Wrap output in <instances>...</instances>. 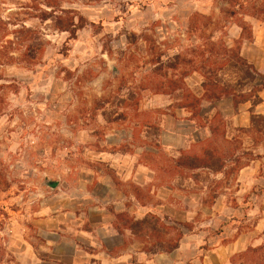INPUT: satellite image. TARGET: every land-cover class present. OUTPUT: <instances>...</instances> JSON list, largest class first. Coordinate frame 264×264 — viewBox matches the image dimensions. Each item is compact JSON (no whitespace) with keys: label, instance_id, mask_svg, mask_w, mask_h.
I'll list each match as a JSON object with an SVG mask.
<instances>
[{"label":"rangeland","instance_id":"rangeland-1","mask_svg":"<svg viewBox=\"0 0 264 264\" xmlns=\"http://www.w3.org/2000/svg\"><path fill=\"white\" fill-rule=\"evenodd\" d=\"M37 1L46 11L44 2H52L94 25L69 40L70 35L57 31L51 20L25 19L26 26L42 33L46 41L41 64L4 68L8 80L4 85H16L18 93L9 90L8 102H0V264H65L63 259L80 250L92 253L78 241L76 231L95 233L94 224L103 223L100 211H114L105 201L108 187L104 185L135 199L138 185L122 181L121 172L105 159L116 154L120 164L145 167L152 174L138 175L139 182H147L138 186L139 202H126L129 212L111 222L116 233H124L120 237L125 244L112 256L129 250L132 264H143L138 262L139 253L166 258L167 254L142 250L166 246L175 238V230H181L180 248L173 257L167 256L165 264H264V118L255 119L247 129H234L227 128L225 119L209 115L217 128L213 143L222 154L214 165L217 169L223 164L226 176L206 171L175 173L171 160L180 155L172 145L162 144V137L165 144H172V131L164 135V125L168 130L179 126L178 134L188 145L202 138L200 129L209 121L201 109L193 116L198 107H182L193 104L182 101V92L165 95L158 90L182 82L202 97L200 74L182 78L192 66L168 71L167 64L175 66L172 57L199 44L200 35L189 22L192 15L213 16L223 25L216 3ZM30 3L0 0V16L7 19ZM157 58L162 65L152 64ZM240 76L225 69L217 78L235 84ZM191 149L185 152L197 153L200 145ZM246 166L254 171L242 183L248 177L240 169ZM130 227L137 235L131 234ZM70 241L77 251L72 252ZM116 241L115 237L106 243L112 247ZM260 246L263 250L257 254L237 256L246 247Z\"/></svg>","mask_w":264,"mask_h":264},{"label":"trees","instance_id":"trees-1","mask_svg":"<svg viewBox=\"0 0 264 264\" xmlns=\"http://www.w3.org/2000/svg\"><path fill=\"white\" fill-rule=\"evenodd\" d=\"M30 1V4L22 7V12L20 13L7 17V19H3L0 16V102H8L7 92L9 90L12 93H18L16 85H4V82L8 81L4 78V68L8 66L33 68L41 64L42 56L45 52L46 41L43 34L27 27L25 22L28 20L25 19H37L41 22L51 20L57 31L70 35L69 40L75 39L78 32L87 26L94 25L90 24L87 19L73 10H62L60 5L44 2V6L49 9V11H46L42 9V4L37 0ZM213 1L217 5L223 25L219 20L214 19L213 16L192 15L189 22L190 26L194 27L200 35L198 37L199 44L192 51L186 49L172 57V61L177 62L175 66L167 64L168 71H175L179 65L192 66L194 69L191 72L183 73L182 78L184 80L190 73L200 74L204 79L202 97L195 96L182 82L179 87L168 83L167 88L158 90V93L165 95H171L176 91L182 92V101L193 102L191 105L182 106L183 108L193 110V107H198L196 113L193 112L194 117L199 115L201 102L203 101L218 102L231 98L235 106L246 102H252V106L258 105L261 103L258 93L264 89V72L258 71L253 64L241 55L242 43L244 41H252V26L246 21V18L255 19L264 24V0ZM22 16L27 18H22ZM231 25H236L241 29L240 39L235 41L232 46L228 45L226 41V37L228 36L226 30ZM217 34L220 36L216 38ZM152 64L154 66L158 64L162 65L161 59L157 58L155 61L153 60ZM225 69H232L241 75L235 84L218 80V74ZM258 80H261L259 85L257 84ZM247 86H250V88L244 90ZM2 114L3 110L0 107V116ZM262 117L255 115L251 111L250 123L254 125V120ZM213 119H221L220 114L217 113ZM214 124L215 122L212 121L210 125L212 139L200 145L197 153L193 151L180 152V158H173L171 160L172 169L175 173L182 170L191 172L206 171L207 173L226 176L223 164L217 169L214 165L215 159L219 160L222 158L220 148L213 143V137L217 132ZM55 184L50 183L53 187ZM134 188L136 190V193H134L135 199L139 202L138 194L140 188L138 186H134ZM123 215L118 214L116 218ZM143 222L145 221L134 222L135 224H133L140 226ZM183 228L190 231L188 226H183ZM129 231L132 235H137L132 227H130ZM119 233L124 235L121 231ZM215 235H221V231L216 232ZM183 237L184 233L181 230H175V238L166 241V246L155 250L144 248L142 251L152 255L172 254L179 249ZM261 250H263L262 246L249 248L246 252L237 256L244 257L249 252L257 254Z\"/></svg>","mask_w":264,"mask_h":264},{"label":"crops","instance_id":"crops-1","mask_svg":"<svg viewBox=\"0 0 264 264\" xmlns=\"http://www.w3.org/2000/svg\"><path fill=\"white\" fill-rule=\"evenodd\" d=\"M246 21L252 26V41L247 42L244 41L241 46V55L244 57L248 62L253 64L258 71L264 72V24L260 21H257L255 19L246 18ZM241 37V29L237 26H232L228 31V36L226 37V41L228 45H233L235 41H238ZM230 43V44H229ZM260 83H258L259 85ZM259 98L261 99V103L255 106H252V102H246L238 104L237 106L234 105V102L231 98L223 99L218 102H207L203 101L201 102V114L204 115V119L208 118V122L204 121L206 123V126L203 127V129H200V133L202 131V138L196 139L193 142L188 143V145L185 144V140L182 136H180L178 133L179 126L176 128H172L171 130H168V126L164 125L162 129L163 134L168 137V131H172L171 133V139L172 144H165V140H163L165 137H162V144L166 145L167 147L169 145H172L171 147L173 150L177 151V154H180V152H185L187 150H192L191 148H194L197 145H202V143L208 141L212 138V133L210 130V124L212 121V118L209 115H216L217 113L220 114L222 119H225L227 122V128L230 126L234 129H247L250 125V117H251V111L255 115L263 116L264 117V89L258 93ZM200 98V97H199ZM200 114V117H202ZM214 117V116H213ZM168 141V140H167ZM192 143V144H191ZM118 154L116 155H105V159L108 162H111L110 167H112L115 171L119 170L122 174V181H132L136 185L140 187H144L146 185V181L139 182L137 180L138 175L141 173L146 174L147 172H150L145 167H133L132 169L127 167V164L118 162L116 158ZM117 163V164H116ZM241 173L246 171V174L242 178L243 182H248L249 177L252 175L253 169L251 170V166H246L242 168ZM151 173V172H150ZM152 174V173H151ZM241 180H237L239 183ZM248 185H253L252 183H248ZM105 187H108L106 190H108V196H106L105 201L108 203H111L113 206L114 211L107 213L106 211L101 210L100 215L103 219V223L101 227H98V224H94L93 228L95 229V233H84L83 231H76L77 239L78 241L83 242L86 246H88L92 253H87L86 251L80 250L74 254H72V258H68L67 260H64L65 264H132V255H129V250H126L124 255H116L112 256L111 253L114 252L116 249H122L124 247V239H122L120 236L124 237V235H121L120 233H116V230L114 229L111 222L115 219V216L118 214H123L126 212H129L126 207V202L132 201L135 204L136 200L133 198H130L131 200H128V198L122 194H119L114 187L110 185H104ZM111 195L113 196L112 199ZM163 200V198H161ZM142 208H144L141 205ZM97 225V226H96ZM94 235L97 236V238L94 237ZM116 237V244H114L112 247H110L106 241L108 239H114ZM59 242H57V245ZM72 252L75 250L77 251V246L75 245V242L70 241ZM105 246V248H104ZM261 247V246H260ZM180 248V247H179ZM247 249V247H246ZM244 250L246 252L247 250ZM179 250V249H178ZM176 250L169 256L175 255L177 253ZM241 252V253H244ZM240 253V254H241ZM137 259L139 263L143 264H165L164 262L168 259L166 255V258L164 255H157L153 256L152 258L148 257L145 254H137ZM32 264H38L34 261Z\"/></svg>","mask_w":264,"mask_h":264}]
</instances>
